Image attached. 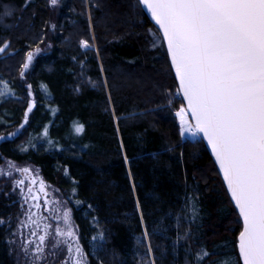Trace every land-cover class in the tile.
<instances>
[{
	"label": "trees",
	"instance_id": "obj_1",
	"mask_svg": "<svg viewBox=\"0 0 264 264\" xmlns=\"http://www.w3.org/2000/svg\"><path fill=\"white\" fill-rule=\"evenodd\" d=\"M90 9L97 48L83 49L84 0H0V136L27 117L0 142V164L31 163L62 192L87 264H241V222L217 167L200 137H181L160 31L138 0ZM19 216L16 197L0 192V264H16Z\"/></svg>",
	"mask_w": 264,
	"mask_h": 264
},
{
	"label": "snow or ice",
	"instance_id": "obj_2",
	"mask_svg": "<svg viewBox=\"0 0 264 264\" xmlns=\"http://www.w3.org/2000/svg\"><path fill=\"white\" fill-rule=\"evenodd\" d=\"M138 3L146 6L163 32L195 121L184 127L202 133L208 141L243 219L238 237L243 264H264V0ZM10 14L9 10L3 13ZM81 46L87 42L82 40ZM7 47V42L0 46V53ZM27 59L32 60L31 53ZM75 131L81 133L83 126ZM64 215L67 224L69 213ZM57 234L72 235L60 229ZM44 239L40 237L41 242ZM208 255L205 252L199 259Z\"/></svg>",
	"mask_w": 264,
	"mask_h": 264
},
{
	"label": "rangeland",
	"instance_id": "obj_3",
	"mask_svg": "<svg viewBox=\"0 0 264 264\" xmlns=\"http://www.w3.org/2000/svg\"><path fill=\"white\" fill-rule=\"evenodd\" d=\"M59 2L61 0H57L55 5H58ZM84 2L88 9L92 42L83 39L87 42V46L83 49L89 48L91 45L96 49L97 39L90 9L92 0H84ZM29 53H32L34 57L33 49L26 51L20 59L22 66H24ZM26 70L23 68L21 75ZM0 92L4 93L0 95V99L9 93L5 84L1 85ZM175 95H179L178 92ZM30 105L29 99L28 109ZM175 115L182 139L199 136L198 132H192L184 127L185 124L193 125L184 104L175 111ZM181 116H183V121ZM25 168L29 170L27 173L22 171ZM0 192L14 195L19 203L20 216L10 233V248L16 264H87L68 200L56 186L48 183L42 177L36 166L28 162L6 159L0 164ZM65 212L69 213L67 224L65 223ZM57 229H60L61 232L71 231L72 235L57 234ZM41 236L45 238L43 242L40 240ZM77 249L80 251L77 252Z\"/></svg>",
	"mask_w": 264,
	"mask_h": 264
},
{
	"label": "water",
	"instance_id": "obj_4",
	"mask_svg": "<svg viewBox=\"0 0 264 264\" xmlns=\"http://www.w3.org/2000/svg\"><path fill=\"white\" fill-rule=\"evenodd\" d=\"M140 5H141L142 9L144 10L145 14L148 16V18H149L150 21L152 22V24H153V25H154V26L160 31L161 36H162L163 41H164V44H165V48H166L167 54H168L167 43H166V41L164 40L162 30L159 29V26H158V25L155 23V21L152 19L151 14H150V12L148 11V9L146 8V6H145V5H142V4H140ZM31 54H32V53H31ZM32 58H33V54H32ZM168 58H169L170 65H171V68H172L173 74H174V76H175V79H176V82H177V85H178V90H179L180 96H181V98H182V100H183V104H184V106H185V108H186V110H187L188 116H189V118H190L192 124L194 125V124H195V121L192 120V118H191V113L188 111L187 101L184 99L183 92L180 90V84H179V81H178V79H177V77H176L175 70H174V68L172 67L171 59H170L169 54H168ZM25 63H28V64H29L30 61H28V59L26 58ZM31 102L34 104V102H35L34 99H32ZM26 122H27V117H24V119L22 120V122L20 123V125H19L18 127H16V128L14 129L13 132H11V133H9V134H7V135H5V136H4V135H1V136H0V142H1L2 140H4L6 137L9 138V139H12V138H14V136H17V135L21 132L22 128L26 125ZM199 136H200V138L203 140V142H204L206 148L208 149V151H209V153H210V155H211V157H212V159H213V161H214V163H215V165H216V167H217V170H218L219 175H220V177H221V179H222V181H223V184H224V186H225V189H226V191H227V194H228V196H229V199H230L231 203L233 204L234 209H235V211H236V213H237V215H238V217H239V219H240V222H241V229H240L239 233L237 234V244H236V245H237V251H238V254H239V258H240L241 264H243V259L240 257L239 247H238V237H239L240 232L243 230V219H242V217H240V215H239V210L235 207V202L231 199V195H230V193H229V191H228V189H227L226 182H225L224 179H223V173L221 172V170H220V168H219V165H218L217 162H216V159H215V156H214V154H213V152H212V148H211V146L208 144V141L203 137V134H202V133H199Z\"/></svg>",
	"mask_w": 264,
	"mask_h": 264
},
{
	"label": "built area",
	"instance_id": "obj_5",
	"mask_svg": "<svg viewBox=\"0 0 264 264\" xmlns=\"http://www.w3.org/2000/svg\"><path fill=\"white\" fill-rule=\"evenodd\" d=\"M195 130L194 129H192V132H194Z\"/></svg>",
	"mask_w": 264,
	"mask_h": 264
}]
</instances>
